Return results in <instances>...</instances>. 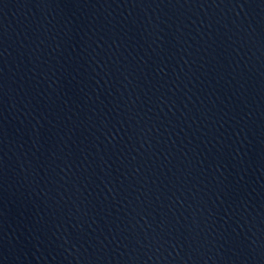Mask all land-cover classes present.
Segmentation results:
<instances>
[{"label": "water", "instance_id": "water-1", "mask_svg": "<svg viewBox=\"0 0 264 264\" xmlns=\"http://www.w3.org/2000/svg\"><path fill=\"white\" fill-rule=\"evenodd\" d=\"M0 264H264V0H0Z\"/></svg>", "mask_w": 264, "mask_h": 264}]
</instances>
